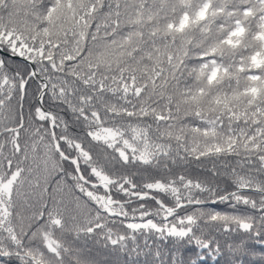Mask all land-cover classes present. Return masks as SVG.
Listing matches in <instances>:
<instances>
[{"label":"snow or ice","instance_id":"6c2138e0","mask_svg":"<svg viewBox=\"0 0 264 264\" xmlns=\"http://www.w3.org/2000/svg\"><path fill=\"white\" fill-rule=\"evenodd\" d=\"M257 252L264 0H0V264Z\"/></svg>","mask_w":264,"mask_h":264},{"label":"trees","instance_id":"16d2710c","mask_svg":"<svg viewBox=\"0 0 264 264\" xmlns=\"http://www.w3.org/2000/svg\"><path fill=\"white\" fill-rule=\"evenodd\" d=\"M13 10H14V4L9 3L7 9L5 10V14ZM5 18H7V15H5ZM125 59H127V57H125ZM132 67L135 68L136 66L132 65ZM136 74L139 79L140 75L142 74V70H137ZM172 98H175L177 102H179V95L174 90L169 89L167 92H161L160 89H157L156 94L153 97V103H155L156 113L166 111L168 104L172 102ZM156 101H159V103H156ZM134 102L138 104L139 103L148 104L147 99L143 101H134ZM80 247L83 248L86 254L92 253L98 255V253L96 252V248L92 245H80ZM191 255L195 256V253L193 252ZM247 259L249 261H254L255 264H264V260L261 259V254L259 252H257L255 256H249ZM205 260L207 261V264H216V262L213 261L209 256H205Z\"/></svg>","mask_w":264,"mask_h":264}]
</instances>
